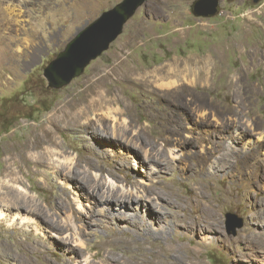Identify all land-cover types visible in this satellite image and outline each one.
<instances>
[{
    "label": "rangeland",
    "instance_id": "374dc122",
    "mask_svg": "<svg viewBox=\"0 0 264 264\" xmlns=\"http://www.w3.org/2000/svg\"><path fill=\"white\" fill-rule=\"evenodd\" d=\"M121 1L0 0V264H264V0H218L210 17L196 0H145L80 76L49 88L46 66ZM91 99L78 123L61 113ZM228 148L249 150L246 170L223 165ZM109 185L170 198L197 226L167 206L161 222L107 212Z\"/></svg>",
    "mask_w": 264,
    "mask_h": 264
},
{
    "label": "water",
    "instance_id": "95a60500",
    "mask_svg": "<svg viewBox=\"0 0 264 264\" xmlns=\"http://www.w3.org/2000/svg\"><path fill=\"white\" fill-rule=\"evenodd\" d=\"M144 1L122 0L80 30L44 69L48 87L60 89L80 76L85 67L121 34L125 23ZM217 4L218 0H196L192 12L195 16L210 17L217 11Z\"/></svg>",
    "mask_w": 264,
    "mask_h": 264
},
{
    "label": "bare ground",
    "instance_id": "6f19581e",
    "mask_svg": "<svg viewBox=\"0 0 264 264\" xmlns=\"http://www.w3.org/2000/svg\"><path fill=\"white\" fill-rule=\"evenodd\" d=\"M174 63V62H173ZM210 63V62H209ZM197 64V63H196ZM200 64V63H199ZM204 64V63H203ZM172 65V64H171ZM208 65V64H207ZM210 65V64H209ZM173 66V65H172ZM191 66V65H190ZM202 66H204V65H202ZM169 67V66H168ZM180 67V66H179ZM185 67V65H183V68ZM186 68V67H185ZM184 68V69H185ZM189 68V67H188ZM206 68H207V66H206ZM168 69V68H167ZM178 69V68H177ZM176 69V70H177ZM193 69V68H192ZM199 69H201V67L199 68ZM172 70V69H171ZM204 70V69H203ZM203 70H201V71H203ZM169 71V70H168ZM178 71V70H177ZM179 71H180V69H179ZM181 71H182V69H181ZM188 71V70H187ZM185 72V71H184ZM208 72H210V71H208ZM153 77H158L160 80H165V79H167L166 77H168V76H165L164 74H161V73H163L162 71L161 72H159V74H161V75H158L157 73V71L154 69V71H153ZM203 73V72H202ZM211 73V72H210ZM200 74V73H199ZM212 74V73H211ZM142 75V74H141ZM182 75V74H181ZM189 75H191L192 76V73H189ZM189 75H187V76H189ZM197 75H198V73H197ZM186 76V77H187ZM193 76H195V75H193ZM200 76V75H199ZM202 76V75H201ZM200 76V77H201ZM211 77V76H210ZM185 78V77H184ZM202 78V77H201ZM204 78H206V77H204ZM210 79V78H209ZM196 80V79H195ZM205 80V79H204ZM187 81V80H186ZM192 81V80H191ZM184 82H185V80H184ZM188 82V81H187ZM170 82H168L167 83V81H166V83H163V84H167V85H170L169 84ZM180 83V82H179ZM192 83V82H191ZM174 84H176V83H172L171 85L172 86H175ZM238 84V83H237ZM178 86V85H177ZM250 88V87H249ZM236 90V89H235ZM241 92V91H240ZM243 93V92H242ZM104 94V93H103ZM100 103H102V100L101 99H99V100H92L91 99V101L86 105H84L80 110H76V109H72L71 107H67V108H63V109H61V113H63L64 114V116H67L68 118H70V120L73 122V123H78L79 121H80V119L81 118H83V117H85L87 114H89L91 111H93L94 110V108L95 107H97V105L98 104H100ZM183 111H185L186 109H182ZM115 112H117V113H119V114H122V113H124V110L122 109V108H117L116 109V111ZM152 113V112H151ZM158 116H159V118L162 120L161 122L163 123V125H162V129H163V134H167V135H170V134H173V133H175V131H176V129L173 127V129L171 128V123H173V115H170V114H172V113H170L169 114V112L168 111H166V109H159L158 110ZM109 114V113H108ZM201 115V114H200ZM88 116V115H87ZM202 116V115H201ZM67 118V119H68ZM57 118L56 117H54V121H58L59 120V118H58V120H56ZM61 119V118H60ZM53 121V122H54ZM63 123V122H62ZM178 124V123H177ZM224 126V125H223ZM227 127V126H226ZM225 129H227V128H225ZM51 130H53V129H51ZM51 132V131H50ZM244 132H246V131H244ZM113 133H115V132H113ZM239 133V132H238ZM244 134V133H243ZM111 135V134H110ZM109 136V135H108ZM38 137V136H37ZM107 138V137H106ZM109 138H114L115 140H117L118 141V138L116 137V136H114V135H112L111 137H109ZM108 138V139H109ZM40 142V141H39ZM140 147V146H139ZM59 149V148H58ZM135 149V148H134ZM140 149V148H139ZM47 151V150H46ZM249 151V150H248ZM248 151L247 152H241L242 153V155H239L238 153H237V150H233V149H230V148H228L227 150H226V152L222 155V159H223V165H225L226 167H228L229 168V166H230V164H231V160L232 159H235L236 161H241L242 163H243V169L244 170H246L245 168H247V165H248V159L251 157V155H247L248 154ZM200 158H201V162H200V164H199V166L197 167V169L199 170V171H206V169L204 170V167H205V164H206V161H207V158H208V153H204V154H201V156H200ZM150 160V159H149ZM53 161V160H52ZM88 166V165H87ZM222 166V165H221ZM90 167V166H89ZM222 168H223V166H222ZM133 172H134V170H133ZM142 174V173H141ZM140 175V174H139ZM64 176V175H63ZM135 179V178H134ZM181 179V178H180ZM211 181V180H210ZM74 182V181H73ZM77 184V183H76ZM131 184V183H130ZM79 185L80 186H82V182L81 183H79ZM131 185H135L134 187L135 188H139L138 187V185L136 184V183H133V184H131ZM95 188V187H94ZM89 189V188H88ZM93 189V188H92ZM106 189L107 190H104L105 191V193H104V191L102 192L103 194H106V195H103V194H99V195H102V196H99L100 197V200H103L104 199V201H101V203H103V204H108L107 206H106V210L105 211H107V212H110L109 210V208L110 207H113L112 206V204L111 203H115L114 205H117L118 206V209H117V211H115V213H117V214H119L120 212L122 213V211L121 210H124V209H121L120 207H126L127 209H131V210H134V209H136V208H138V206L140 207V209L139 210H141L142 212H144V213H146V215H147V217L148 218H153L154 220H156V221H159V222H161V221H166V218H165V211L164 210H162V208H163V206H167V207H171V208H173V215L175 216V224H177V225H180V226H182V227H184V228H190L191 230H194V227H196L197 225H196V223H192V225L189 223V221L187 222V217H185V216H179V214H180V212H182L183 211V205H179L180 203H176V202H174V201H172V199L171 200H169L167 197L165 198V197H163L161 194H159V193H152V194H147V193H144V194H134V193H132L131 191L130 192H121V193H118V191H116V187L115 186H106ZM162 189V188H161ZM165 189V188H164ZM171 189V188H170ZM140 190V189H139ZM144 190H145V188H143L142 189V192H144ZM163 190V189H162ZM168 190V189H167ZM106 191H107V193H106ZM88 192H90L91 194H92V196H96L97 195V193H92L91 191H88ZM101 192V191H100ZM171 192V191H170ZM173 192V191H172ZM154 194V195H153ZM166 194V193H165ZM153 195V196H152ZM109 196V197H108ZM111 196L112 197H115V199H112L111 198ZM167 196H169L168 195V193H167ZM171 196V195H170ZM173 196V195H172ZM95 199V198H94ZM98 202V201H97ZM175 204H177V205H175ZM129 205V206H128ZM120 208V209H119ZM203 212V211H202ZM205 212V211H204ZM137 213V212H136ZM134 214V213H133ZM114 215H116V214H114ZM143 215V214H142ZM204 215V216H203ZM203 215H201V219L203 220V221H205L206 223H207V225H208V227L210 226V227H212V228H214V227H218L219 225L217 224H215V215L213 214V213H211V212H206L205 214H203ZM203 216V217H202ZM105 217V216H104ZM126 218H129L131 221H132V223H137V222H141L142 220H140V219H138V216L135 214V215H133V216H125ZM143 217V216H142ZM145 218V217H144ZM102 219V218H101ZM197 219V218H196ZM200 219V218H199ZM195 220V219H194ZM144 221V220H143ZM100 222V221H99ZM103 222V221H102ZM201 222V221H200ZM204 222V223H205ZM205 223V224H206ZM162 224V223H161ZM160 224V225H161ZM197 224H199L198 222H197ZM133 227L134 228H137V227H140L141 229H144L145 227H144V222H141V223H139V224H134L133 225ZM159 227V226H158ZM193 227V228H192ZM204 227V226H203ZM204 228H206V227H204ZM174 229V228H173ZM189 229V230H190ZM210 229V228H209ZM208 230V229H207ZM206 230V231H207ZM211 231V230H210ZM123 232V231H122ZM196 232V231H195ZM198 232V231H197ZM193 233V232H192ZM124 234V233H123ZM197 235V234H196ZM260 236V235H259ZM125 237V236H124ZM130 240V239H129ZM256 240H257V238H256ZM134 243V242H133ZM105 244V243H104ZM134 246V245H133ZM138 246V245H137ZM143 246V245H142ZM139 247V246H138ZM162 248V247H161ZM160 249V248H159ZM101 250V249H100ZM146 250V249H145ZM164 251V250H163ZM140 253V252H139ZM142 258V257H141ZM144 258V257H143ZM151 263V262H150ZM145 264V263H144Z\"/></svg>",
    "mask_w": 264,
    "mask_h": 264
}]
</instances>
